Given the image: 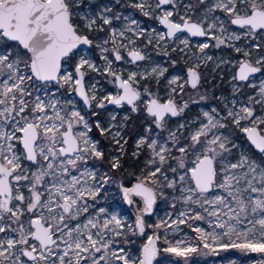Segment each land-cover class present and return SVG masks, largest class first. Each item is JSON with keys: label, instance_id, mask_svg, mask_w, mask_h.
Here are the masks:
<instances>
[{"label": "snow or ice", "instance_id": "1", "mask_svg": "<svg viewBox=\"0 0 264 264\" xmlns=\"http://www.w3.org/2000/svg\"><path fill=\"white\" fill-rule=\"evenodd\" d=\"M233 249L264 264V0H0V264Z\"/></svg>", "mask_w": 264, "mask_h": 264}, {"label": "rangeland", "instance_id": "2", "mask_svg": "<svg viewBox=\"0 0 264 264\" xmlns=\"http://www.w3.org/2000/svg\"><path fill=\"white\" fill-rule=\"evenodd\" d=\"M197 40H203V38L197 39ZM176 71H179V68L176 69ZM229 75H230L229 73H225V79L223 81H220L218 78L216 81H214V83L216 84L215 92L217 94H220V93H223L225 95L229 94V92H230V85L228 83V76ZM195 110L196 109L194 108L193 111H195ZM117 202H119V201H117ZM166 208H167V205L161 203V204H158L157 211L160 215H163ZM132 212H133V210L128 208L126 210V215L131 216ZM155 219H156V217H149V220H151V221H154ZM196 259L199 261V264H228V261L230 259L241 260V259H246V257H244L241 253H239L238 251L233 249V250H229L227 252H221L219 254V256L199 257Z\"/></svg>", "mask_w": 264, "mask_h": 264}, {"label": "flooded vegetation", "instance_id": "3", "mask_svg": "<svg viewBox=\"0 0 264 264\" xmlns=\"http://www.w3.org/2000/svg\"><path fill=\"white\" fill-rule=\"evenodd\" d=\"M197 39H199V38H197ZM201 39V38H200Z\"/></svg>", "mask_w": 264, "mask_h": 264}, {"label": "water", "instance_id": "4", "mask_svg": "<svg viewBox=\"0 0 264 264\" xmlns=\"http://www.w3.org/2000/svg\"><path fill=\"white\" fill-rule=\"evenodd\" d=\"M200 39V38H199Z\"/></svg>", "mask_w": 264, "mask_h": 264}]
</instances>
